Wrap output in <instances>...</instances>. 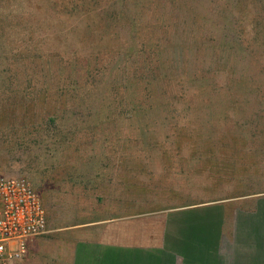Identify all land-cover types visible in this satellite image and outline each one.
Listing matches in <instances>:
<instances>
[{"label":"rangeland","instance_id":"374dc122","mask_svg":"<svg viewBox=\"0 0 264 264\" xmlns=\"http://www.w3.org/2000/svg\"><path fill=\"white\" fill-rule=\"evenodd\" d=\"M201 1L202 10L214 24L219 22L221 10L222 16L227 14L236 26L241 20L238 9L231 5L228 9L223 0ZM106 4L101 0L95 7L110 12ZM80 5L75 1L78 11ZM47 6V0H0V177L28 178L48 210L54 233L30 246L36 264H45L50 253L67 246L64 238L74 235L78 225L205 202L229 201L231 212L241 205L238 199L264 195V87L253 75L244 80L247 87H238L227 68L228 55L220 46L219 62L211 58L206 62L217 72L210 77L218 78L221 88L214 86L204 95L196 85L197 89L188 87L184 93L182 78H176L174 69L191 54L185 48L193 36L185 12L178 31L171 25L175 13L170 6L165 17L170 21L167 30L158 27L155 20L148 23L153 27L151 31L166 42L175 32L179 36L176 41L170 40L171 48L162 54L164 59L170 57L172 67L165 65L164 70L159 63L162 69L147 80L156 101L144 108L129 105L128 110L116 112L101 128L85 115L67 121L63 118L62 107L70 96L68 82L63 83L58 76L64 70L55 74L50 63L58 68L78 57L82 59L80 64L93 63L101 71L115 64L125 73H146L148 49L138 45L131 56H125L122 52L130 45L131 29L124 32L123 23L116 28L108 15L101 21L91 17L62 24L51 16ZM114 6L111 9L115 10ZM249 7L248 13L261 12L264 0L255 8ZM240 13L248 14L244 9ZM91 22L98 26L88 35L87 25ZM244 26L248 39L241 41L244 52H237L238 69L258 74V58L250 56V47L258 49L260 41L249 14ZM105 33L109 38L101 39ZM228 36L233 40L236 30H229ZM100 39L104 41L98 44ZM209 39L219 44L215 34ZM71 41L73 46H69ZM89 44L93 46L91 56L82 50ZM94 49L101 51L98 60L93 59L97 54ZM53 51L54 58L50 55ZM73 52L80 55L71 57ZM156 66L154 62L152 69ZM118 68L116 76L122 73ZM115 80L122 83L125 78ZM131 88L124 92L130 103ZM55 94L57 100L51 103L49 98ZM134 100L139 102L138 97ZM191 105L193 109L187 110ZM218 113L221 119H214ZM204 131L205 135L201 134ZM69 132L76 137H67ZM116 227L124 228L122 224ZM89 233V239L97 238Z\"/></svg>","mask_w":264,"mask_h":264},{"label":"trees","instance_id":"16d2710c","mask_svg":"<svg viewBox=\"0 0 264 264\" xmlns=\"http://www.w3.org/2000/svg\"><path fill=\"white\" fill-rule=\"evenodd\" d=\"M75 1L81 3L80 11H78L77 7L74 6ZM100 1L101 0H47V8L51 16L54 17L57 22H61L62 24H67L73 20H88L91 17L92 19L97 17L99 21H101L104 15H108L109 21H113L116 28L120 23H123L121 25V29L124 32H128L130 28L131 30L129 32V36L132 35L133 37L130 40V45L126 47L127 50L122 53L125 56H131L132 53L135 52V48L138 45L148 49L146 50V53L148 54L147 62L145 61V63H147V72L141 73L138 70L135 74H131L128 71L125 73L123 69L117 67L122 73H119V76H116L118 74H114L117 69L115 64H113L112 67L109 66L108 69L105 68L101 71V69L96 67L97 65L95 66L93 63L85 64L86 67L79 69L85 65L80 64L82 59H79L78 57L74 60L68 59L67 62H64L65 65L62 64V66L58 68L50 63V68L53 73L57 74V72H60V69L64 70V72L62 73L61 71L60 73L62 74L59 73L58 76L63 83H65L64 81L68 82L67 87L69 89L70 96L67 98V102L65 104L66 106L64 105L66 109L64 110V106L62 107V114L65 115L63 118L66 121L69 119L74 120L75 115H80V117L85 115V117L95 120L97 122V127L101 126V128H104L102 125L105 124L106 121H111V117H113L116 112H122L124 108L128 110L129 105L133 108H144L146 105H152V100L156 101L155 93L151 91V84L147 83V80L150 78L151 74L154 73V71L162 69V67L159 66V63L163 65L164 70L166 69L165 65H168V69L170 66L172 67V64L170 63L173 62H171V59H168L170 57L167 56V59H164L162 54L166 53L168 48H171L169 47L170 44H168L170 43V40L173 38L172 41H176L179 36L177 35V32H175L174 35L172 34L171 38H169L170 40L166 42L167 40L163 39L161 36H156V34L151 31L153 27L148 25V23L155 20L158 27L163 30H167L165 26L170 22L169 19L168 21L165 19L168 6L172 7L175 13V22L171 23L172 27L176 30L178 29L177 25H179V22L182 21L181 15L185 12L188 16L186 22L189 23V27L192 29L193 36L187 42L189 44L185 45V48L188 52H191V54L189 57H183L184 61L181 66H176L174 69L176 78H182L181 85L183 86L182 91L184 93L187 91L185 88L189 87L192 89L193 86L196 88V85H199V89L203 94L214 86L221 88L218 84L219 82L217 81L218 78L210 77V75L217 74V72H214L206 62L209 58H211L212 61L219 62V51L221 47L224 52L226 51L225 54L228 55L227 61L229 66L227 68L229 73L235 77L236 81L234 83H236L238 87H247L248 84L245 83L244 80L251 78L252 75L254 79L259 80L258 85H260V87H264V80L261 81V79H264V74H262L264 73V52L262 51L264 48V8H262L261 12L254 10L255 13H248L249 5H252L253 8H255L263 3V0H223L225 1L223 4L226 5L228 9L230 8L229 5L238 9L241 20L237 26L232 23L227 14L222 16V10L219 11V22L217 21V23L214 24L212 18L205 14L202 10L203 5L201 4V0H110L108 2L107 0H102V3L106 1V6L110 5V8L108 9L110 12L104 11L103 9L99 10L95 7V5H97ZM87 3L89 7H86ZM113 4H115V10L111 9ZM68 5L73 6L70 8ZM241 9H244L250 15L251 23L254 25V29L257 32V40L260 41L258 49L250 47V56L254 55L258 58L257 62L260 66V72L258 74L249 72L250 70L239 71L238 69L237 52L238 50L244 52L243 48L245 45L244 42L241 41L248 39V37L245 36L247 33V27L244 26V19L248 16V14L246 16L241 14ZM228 14H230L229 11ZM97 26L98 23L96 22L89 23V25H87V28L89 29L87 31L88 35L91 34L93 32V28ZM220 27H223L222 32L219 31ZM233 28L236 30L237 37L234 36V39L231 40L228 36V31ZM149 33L150 35L146 36ZM210 34H215L216 37H218L219 44L211 43L209 39ZM240 36L243 38H239ZM104 38H109V35L105 33L101 39ZM93 39L94 38L90 41L92 45L95 43ZM101 39L97 41L98 44L100 41H104ZM71 43L74 42H69V46H73ZM208 43L209 46H207ZM92 48L93 46L89 44L88 48L85 47L82 49L83 53L90 55ZM55 51L50 53L53 58ZM93 52L97 53L95 56L93 54V59L95 58V60H98L101 56L98 53H101V51L94 49ZM149 53L151 59L149 57ZM41 55L45 56L43 54ZM79 55V52H73L71 57ZM42 58L44 59V57ZM86 59L90 61V58ZM78 60L79 63H77ZM154 62L158 63V66H156L155 69H152ZM108 63L110 64V60ZM148 64H150V66H148ZM255 64L258 65L256 62ZM38 67L41 71V67H43V65ZM123 76L125 80H123L122 83L119 81L117 83L115 78H122ZM231 85L232 84H230L227 88ZM131 86L132 88L130 91L132 92L131 99L133 102L130 103V101L126 100L125 94L127 93L126 89ZM60 88H64V86L61 85ZM125 90L126 93L124 94ZM51 97L52 98H49L52 100L51 103L53 100H57L56 94L54 98L52 95ZM135 97H138L139 102L134 100ZM186 104H188V102ZM53 107H55V105H53ZM192 107H194V105L186 108L189 110L193 109ZM220 116L221 114L218 113L215 114L213 118L219 120L221 119ZM205 133L206 132L204 131L201 134L205 135ZM70 134L72 133H67V137ZM72 135L73 137H76L75 134Z\"/></svg>","mask_w":264,"mask_h":264},{"label":"crops","instance_id":"0c3cea01","mask_svg":"<svg viewBox=\"0 0 264 264\" xmlns=\"http://www.w3.org/2000/svg\"><path fill=\"white\" fill-rule=\"evenodd\" d=\"M238 200L231 212L229 201L205 202L78 225L45 264H264V195ZM90 231L97 238L89 239ZM52 233L49 222V232L30 241L19 264H36L30 246Z\"/></svg>","mask_w":264,"mask_h":264},{"label":"built area","instance_id":"2783aa9c","mask_svg":"<svg viewBox=\"0 0 264 264\" xmlns=\"http://www.w3.org/2000/svg\"><path fill=\"white\" fill-rule=\"evenodd\" d=\"M49 232L42 197L26 177H0V264H19L32 239Z\"/></svg>","mask_w":264,"mask_h":264}]
</instances>
